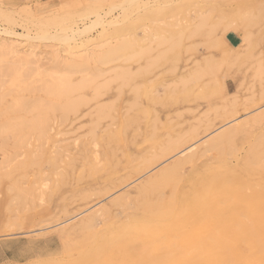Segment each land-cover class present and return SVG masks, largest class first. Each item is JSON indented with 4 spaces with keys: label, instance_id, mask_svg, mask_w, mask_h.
<instances>
[{
    "label": "rangeland",
    "instance_id": "rangeland-1",
    "mask_svg": "<svg viewBox=\"0 0 264 264\" xmlns=\"http://www.w3.org/2000/svg\"><path fill=\"white\" fill-rule=\"evenodd\" d=\"M125 1L109 4L110 1L103 0L99 9L98 0H0V38L20 44L18 48L25 51L34 49L41 59L37 72H32L34 75L21 73V76H16V82L8 75L3 78L0 75V88L3 86L0 91V114L4 111L0 115V127L13 116L31 118V113L27 115L26 111L23 113L16 106L23 101L20 97L24 101L38 98L51 100L43 88L40 90L44 80L52 81L53 77L62 75L66 70H71L72 80L77 83L86 73H89L88 77L93 73L99 76L92 77V83L72 95L87 99H84V104L78 105L76 113L70 112L63 117L58 111L55 118L52 115V130L47 142L34 136L28 140L29 144L24 142L19 145L11 131H5L0 136V264H174L177 258L181 259L176 264H200L196 257L204 254L215 262L209 260L207 264H240L233 258L232 252L212 255L204 250V245L214 236L207 224L209 218L191 223L193 219L189 210L196 195L204 191L201 183L207 182L213 174L232 168L236 175L244 176L249 182L254 176L256 179L264 176V152H261L264 151V0H141L123 9ZM97 12L104 15L102 23L82 34L68 36L72 30L89 25L96 19ZM233 22L234 31L243 43L236 50L231 49L224 39L222 41V28ZM9 31L13 33L9 34ZM57 31H61V39L42 37ZM244 34L248 36L245 41L242 38ZM122 39L128 41L122 43ZM118 43H128V47L125 46L120 54L119 51H105ZM93 51L99 55L89 62L84 60L85 56L82 59L86 53L92 56ZM81 52L84 54L81 55ZM228 54L233 58L229 62L225 59ZM10 56L8 60L11 62L13 56ZM119 73L122 74L119 76ZM25 78L26 83L22 84ZM16 83H20L19 87ZM96 85L99 92L92 90L97 88ZM102 105L106 106L105 117L108 111L109 114L108 118L103 117L99 121L95 112ZM11 109L17 111L16 115ZM257 116L263 118L259 120ZM95 122L98 126H93ZM238 122L236 133L239 135L235 133L236 137L231 142L223 141V149L226 147L224 150L229 154L232 152V155L227 156L221 149L205 152L207 147H204V142L216 141L219 133ZM91 129L95 132L92 135L94 138ZM113 133L117 138L114 136L113 139ZM233 141L235 146L230 145L233 146L231 151L228 145ZM257 143L258 148L255 149ZM193 145L202 146L198 151L200 155L197 153L187 161V150ZM221 152H224L223 155ZM161 153L165 156L162 157ZM152 155L157 156L155 163ZM255 156H259L258 160ZM192 159H196L194 163ZM262 159L263 167L260 165ZM174 161L179 162V167ZM168 168L174 170L169 171ZM177 176L180 177L177 179ZM45 183L46 188L43 189ZM176 183L175 190L173 186ZM143 188L146 190L143 191ZM142 193H146L149 199ZM146 199L152 207L147 205ZM222 200L226 199L220 198L217 202ZM235 200H226L228 205L222 201L221 205L225 206L221 209L216 208L217 204L212 207L218 213L214 216L219 224L222 225L232 215L236 208ZM97 208L103 211L99 209V212L102 211L101 219L93 226L78 223L72 227ZM182 210L189 213L185 212L188 217ZM167 211L174 215V221L161 216ZM250 219L256 231L264 236V228L257 223L258 218ZM232 228L234 232H239ZM184 230L193 232L189 244L184 239ZM241 237L233 236L232 241L244 244ZM251 252L249 250V254Z\"/></svg>",
    "mask_w": 264,
    "mask_h": 264
},
{
    "label": "bare ground",
    "instance_id": "bare-ground-1",
    "mask_svg": "<svg viewBox=\"0 0 264 264\" xmlns=\"http://www.w3.org/2000/svg\"><path fill=\"white\" fill-rule=\"evenodd\" d=\"M107 1V0H106ZM108 1H110V2H108L109 4L111 3V4H113V3H116L118 0H108ZM137 1H141V0H126L125 2H124V4H122V7H123V9L126 7V5H128V4H131V3H137ZM144 1H146V0H144ZM149 1V0H148ZM147 1V2H148ZM165 1V0H164ZM167 1V0H166ZM174 1V0H173ZM172 1V2H173ZM103 2V0H98V2L97 3H100L99 4V9H100V7H101V3ZM149 2H151V0L149 1ZM148 2V3H149ZM156 2V1H155ZM160 2H162V1H160ZM159 2V3H160ZM95 3V2H94ZM139 3V2H138ZM167 3V2H166ZM96 4V3H95ZM157 4H158V2H157ZM30 5V4H29ZM151 5V4H150ZM170 5V4H169ZM95 6V5H94ZM28 7V6H27ZM29 8V7H28ZM0 9H1V7H0ZM2 10V9H1ZM95 10V9H94ZM98 10V9H97ZM29 11V10H28ZM8 12H10V11H8ZM109 12V11H108ZM108 12H106V14L108 13ZM11 13V12H10ZM29 14V13H28ZM32 15H34V14H32ZM30 16H31V14H30ZM61 16V15H60ZM59 16V17H60ZM203 16V15H202ZM239 16V15H238ZM241 16V15H240ZM246 16V15H245ZM58 17V16H57ZM242 17V16H241ZM20 18V17H19ZM34 18V17H33ZM198 18H199V16H198ZM106 19V18H105ZM203 19V18H202ZM208 19H209V17H208ZM47 20V19H46ZM56 20V19H55ZM104 20V15H102L101 13H96V19H94L89 25H86L85 27H83L82 29L81 28H78L77 30L76 29H74V30H72V32L68 35V36H75V35H77V34H82V33H84V32H86V31H88V30H90L91 28H93L96 24H99V23H102L101 21H103ZM248 20V19H247ZM53 21V20H52ZM51 21V22H52ZM177 21V20H176ZM198 21H200L201 22V20H198ZM39 22V21H38ZM208 22V21H207ZM112 23V22H111ZM196 23V22H195ZM202 23H203V21H202ZM201 23V24H202ZM36 24V23H35ZM47 26V25H46ZM177 26H178V24H177ZM241 26V25H240ZM176 27V26H175ZM197 27V26H196ZM50 28V27H49ZM68 29V28H67ZM197 29V28H196ZM236 29V27H235V25H234V22L233 23H229V24H227V25H225L224 26V28H222V30H223V33H222V41H223V39L226 41V44L228 43L227 42V40H226V34H227V32H229V31H234ZM245 29V28H244ZM63 30V29H62ZM64 30H66V29H64ZM63 30V31H64ZM147 30V29H146ZM243 30V29H242ZM148 31V30H147ZM244 31V30H243ZM6 32H8V31H6ZM5 32V33H6ZM10 32H12V31H9V34H10ZM196 32V31H195ZM194 32V33H195ZM217 32V31H216ZM5 33H2V35L3 34H5ZM13 33V32H12ZM39 32L37 31V34H38ZM62 33H64V32H62ZM178 33V32H177ZM192 33V32H191ZM246 33V32H245ZM248 33V32H247ZM6 34H8V33H6ZM183 34V33H182ZM250 34V33H249ZM209 35V34H208ZM14 36H16L15 35V33H14ZM18 36V35H17ZM61 36H62V34H61V31L59 32V31H57L56 33H53V34H50V33H46L45 35H43L42 37L43 38H52V39H61ZM179 36H180V34H179ZM76 38V37H75ZM74 38V39H75ZM163 38V37H162ZM177 38V37H176ZM243 41H245L247 38H248V36L247 35H243ZM125 39V38H124ZM189 39V38H188ZM116 40V39H115ZM123 40V39H122ZM127 40V39H126ZM126 40H125V42H124V40L122 41V43L124 42V43H126ZM167 40V39H166ZM190 40V39H189ZM128 41V40H127ZM224 41V42H225ZM119 42V41H118ZM142 42V41H141ZM146 42V41H145ZM180 42V41H179ZM233 42V41H232ZM20 43V42H19ZM122 43H118L117 44V46L116 47H114V48H108V49H110V50H105L106 52L107 51H109L110 53H114V52H118L119 51V53L118 54H120V51H123V49H125V46L126 47H128V43L127 44H125V45H122ZM150 43H152V42H150ZM161 43V42H160ZM165 43H166V41H165ZM175 43V42H174ZM253 43H255V42H253ZM112 44V43H111ZM177 44V43H176ZM234 44V43H233ZM20 45V44H19ZM19 45H16L15 44V42H13L12 40H9V39H2V38H0V65L1 64H3V63H7L5 66L3 65H1L0 66V75H2V78H3V76H10V77H12V79H14V81L16 82V79L18 78V77H16V76H18L19 74H21V73H24V74H30V76H31V74H33L34 75V73H32V72H35L36 70H38V63H40L41 62V59H40V54L39 53H37L34 49H29L28 51H25L24 49H20V48H18L19 47ZM106 45V44H105ZM104 45V47L106 48V46ZM129 45L131 46V44L129 43ZM152 45V44H151ZM160 45H162V44H160ZM174 45V44H173ZM172 45V46H173ZM210 45V44H209ZM228 46H230V48L231 49H239L240 47H242L243 46V43L242 42H240L238 45H233V46H231V45H229V44H227ZM247 45V44H246ZM245 45V46H246ZM108 46V45H107ZM110 46V45H109ZM112 46V45H111ZM255 46V45H254ZM151 48V47H150ZM244 48V47H243ZM38 49V48H37ZM127 49V48H126ZM134 49V48H133ZM192 49V48H191ZM253 49V48H252ZM255 49V48H254ZM131 50V49H130ZM149 51H150V49H148ZM234 50V51H235ZM242 50V49H241ZM244 50V49H243ZM246 50V49H245ZM42 51V50H41ZM152 51H154V50H152ZM247 51V50H246ZM108 52V53H109ZM143 52H145L146 53V50H144ZM248 52V51H247ZM82 53V52H81ZM86 53V52H85ZM123 53V52H122ZM151 53V52H150ZM242 53V52H241ZM11 54V56H13V58H12V60L13 61H9L8 60V55H10ZM39 54V55H38ZM84 53H82L81 55H83ZM103 54H104V51H103ZM117 54V55H118ZM239 54V53H238ZM80 55V54H79ZM86 55H87V53H86ZM86 55H83L82 56V59L84 58V56H85V58H84V60L85 61H87V59H88V62H89V60L91 59V58H94L95 57V55H99L98 54V52L96 53V52H92V56H90V54L89 55H87V57H86ZM102 55V54H101ZM100 55V56H101ZM111 55V54H110ZM139 55H141V54H139ZM138 55V56H139ZM179 55V54H178ZM237 54H235V56H236ZM244 55H246V53L244 54ZM10 56V57H11ZM54 56V55H53ZM59 56V55H58ZM57 56V57H58ZM104 56V55H103ZM116 56V55H115ZM144 56V55H143ZM162 56V55H161ZM242 56H243V54H242ZM56 57V58H57ZM76 57H78V56H76ZM102 57V56H101ZM114 57V56H113ZM123 57V56H122ZM130 57V56H129ZM156 57V56H155ZM175 57H177V56H175ZM238 57V56H237ZM241 57V56H240ZM53 58V57H52ZM131 58V57H130ZM134 58V57H133ZM157 58V57H156ZM245 58V57H244ZM59 59V58H58ZM81 58L79 59V60H82ZM125 59H127V58H125ZM225 59L228 61V60H230L231 61V59H233L232 58V56L231 55H226V57H225ZM78 60V59H77ZM128 60V59H127ZM175 60V59H174ZM83 61V60H82ZM95 61V60H94ZM105 61V60H104ZM234 61V60H233ZM56 62V61H55ZM60 62V61H59ZM76 62V61H75ZM74 62V63H75ZM102 62V61H101ZM229 62V61H228ZM72 63V62H71ZM93 63V62H92ZM102 63H104V62H102ZM230 63H234V62H230ZM60 64H61V62H60ZM77 64V63H76ZM89 64V63H88ZM156 64V63H155ZM68 65H70V63L68 62ZM90 65V64H89ZM95 65V64H94ZM94 65H93V67H94ZM154 65V64H153ZM152 65V66H153ZM199 65V64H198ZM259 65V64H258ZM80 66V65H79ZM244 66V65H243ZM4 67V68H3ZM42 67V66H41ZM72 67V66H71ZM260 67V66H259ZM43 68V67H42ZM87 68V67H86ZM85 68V69H86ZM119 68V67H118ZM241 68H242V66H241ZM124 69V68H123ZM40 70V69H39ZM42 70V69H41ZM57 70V69H56ZM84 70V68L83 69H81V71H83ZM115 70V69H114ZM125 70V69H124ZM196 70V69H195ZM59 71V70H58ZM63 71H65L64 69H63ZM67 71V70H66ZM63 72V74L62 75H60L59 74V76H56V77H53V79H52V81H49V82H46L45 80H44V82L42 81L43 79H41V81L43 82L42 84H41V86H40V90L42 91V89L41 88H43V91L45 92V94L46 95H48L49 97H51V100H50V98L49 99H46V101L44 100H42L41 98H38L39 100H34L33 99V101H31L30 99H28L29 101H27V100H25L24 101V99L23 98H21L20 97V99H21V101L22 102H20L19 104H17L16 106L19 108V109H22L24 112L23 113H25V111L27 112V115H28V113H31V118H27V116L26 117H23V116H21V117H16V118H9L8 120L7 119H5V120H7V121H5L3 124H2V126L0 127V136L2 137V135H3V133H5V131H11L12 133H14V135H15V138H17V141H15L16 142V144H21L22 145V143H24L25 142V144H26V142H28V144H29V142L30 141H28L29 139H31V138H33L34 136H36L38 139H41V140H44V141H48V139H49V135H50V133H51V130H52V126H51V120H52V115H53V117L55 116V113L56 112H58V111H61L62 113L61 114H63V117H65V116H68V114L70 113V112H74V113H76V110H77V107H78V105L80 104V103H82V104H84L86 101L85 100H87L84 96L83 97H81V95L79 96H77V98L76 97H73L72 95L74 94V93H76V92H78V91H80L81 89H83L84 87H86L87 85H89L90 83H92V81L91 80H93V78L92 77H95V76H98L97 74H95V73H93V75H91L90 77H88V74L89 73H86V75H84L83 76V78L80 80V81H78V83L77 82H74L73 80H72V77H71V74L72 73H70L71 72V70H70V72H69V70H68V72ZM76 71V70H75ZM80 71V70H79ZM112 71V70H111ZM121 71V70H120ZM127 71V70H126ZM129 71V70H128ZM127 71V72H128ZM37 72V71H36ZM42 72V71H41ZM54 72V71H53ZM73 72V71H72ZM99 72V71H98ZM44 73V72H43ZM60 73V72H59ZM74 74L76 73V72H73ZM109 73V72H108ZM118 73V72H117ZM123 73L125 74V72L123 71ZM259 73V75H260V71L258 72ZM39 74H41V73H39ZM39 74L37 75V76H39ZM73 74V75H74ZM100 74V73H99ZM105 74H106V72H105ZM122 74V73H121ZM120 73L118 74L119 76L121 75ZM124 74L122 75V76H124ZM126 74H128V73H126ZM32 75V76H33ZM36 75V74H35ZM19 76H21V75H19ZM44 76H46V72H45V74H44ZM48 76V75H47ZM50 76H52V75H50ZM49 76V77H50ZM130 76V75H129ZM255 76H256V74H255ZM261 76V75H260ZM16 77V78H15ZM26 77V76H25ZM212 77V76H211ZM215 77V76H214ZM8 78V77H7ZM95 78H97V77H95ZM98 78H99V76H98ZM118 78H121L122 79V77H118ZM11 79V78H10ZM37 78H35V80H36ZM109 79V78H108ZM126 79V78H125ZM2 80V79H1ZM4 80V79H3ZM2 80V81H3ZM22 78H21V82H22ZM34 80V81H35ZM40 80V79H39ZM115 80V79H114ZM18 81V80H17ZM26 81V78H25V80L23 81V83L22 84H24V82ZM105 81H107V80H105ZM104 81V82H105ZM122 81V80H121ZM182 81H186V82H188L187 80H182ZM1 82V81H0ZM111 82V81H110ZM123 82V81H122ZM181 82V81H180ZM190 82V81H189ZM3 83H4V81H3ZM2 83V84H3ZM26 83V82H25ZM109 83V82H108ZM127 83V82H126ZM182 83V82H181ZM180 83V84H181ZM191 83V82H190ZM6 84V83H5ZM5 84H3V85H5ZM9 84V83H8ZM11 84V83H10ZM20 84V83H19ZM18 83H16V85L18 86L19 85ZM106 84V83H105ZM185 86H186V84L185 83H183ZM210 84V83H209ZM0 85H1V83H0ZM109 85V84H108ZM127 85V84H126ZM30 86V85H29ZM97 86V85H96ZM206 86V85H205ZM3 87V86H2ZM1 87V88H2ZM19 87V86H18ZM25 87H27V86H25ZM25 87H24V90H28V89H25ZM38 87V86H37ZM98 87L99 86H97V88H94V89H92V90H95L96 91V89L98 90ZM120 87V86H119ZM138 87H140V86H138ZM184 87V86H183ZM0 88V91L2 90ZM32 88V87H31ZM175 88H177V84H176V86H175ZM205 88V87H204ZM33 89V88H32ZM31 89V90H32ZM118 89V88H117ZM132 89V88H131ZM14 90V89H13ZM22 90V89H21ZM30 90V89H29ZM33 90H35V89H33ZM32 90V91H33ZM102 89H100V91H101ZM120 90V89H119ZM215 90H216V88H215ZM11 91V90H10ZM23 91V90H22ZM35 92V91H34ZM40 92V91H39ZM92 92V91H91ZM98 92H99V90H98ZM93 93H96V92H94L93 91ZM92 93V94H93ZM119 93V92H118ZM211 93V92H210ZM6 94V93H5ZM98 95H100V94H98ZM121 95V94H120ZM208 95V94H207ZM211 95V94H210ZM254 95V94H253ZM97 95H95L94 97H96ZM1 97H2V99H3V95L1 94ZM5 97H6V95H5ZM93 97V98H94ZM102 97V96H101ZM139 97V96H138ZM152 97V96H151ZM164 97V96H163ZM53 98V99H52ZM140 98V97H139ZM1 99V98H0ZM26 99V98H25ZM63 99V100H62ZM85 99V100H84ZM96 99V98H95ZM48 100V101H47ZM136 100H137V98H136ZM3 101V100H2ZM85 101V102H84ZM88 101H89V99H88ZM14 102V101H13ZM13 102H11V103H13ZM115 102V101H114ZM0 103H2L1 101H0ZM15 103H16V101H15ZM108 103H111V102H108ZM87 104V103H86ZM102 104H104V103H102ZM136 104V103H135ZM138 104V103H137ZM1 105V104H0ZM98 105V104H97ZM139 105V104H138ZM9 106H12L11 104L9 105ZM14 107H15V105H13ZM113 106V105H112ZM13 107V108H14ZM80 107V106H79ZM104 107H106V106H98L97 107V111L95 112V114H97V118L99 119V121H100V119L101 118H103V117H105V112H104ZM135 107V106H134ZM11 108V107H10ZM9 107L7 108V109H10ZM111 108H113V107H111ZM6 109V110H7ZM18 109V110H19ZM12 110V109H11ZM15 110H16V108H15ZM91 110V109H90ZM105 111H106V108H105ZM130 111H131V109H130ZM10 112V111H9ZM12 112L14 113L15 111L14 110H12ZM17 112V111H16ZM16 112H15V115H16ZM3 114H4V111L2 112ZM1 113V114H2ZM6 113V112H5ZM7 113H8V111H7ZM18 113H19V111H18ZM59 113V112H58ZM88 113V112H87ZM127 113V112H126ZM125 113V114H126ZM235 113V112H234ZM261 113V112H260ZM0 114V115H1ZM9 114V113H8ZM60 114V116H62ZM78 114V113H77ZM108 114H109V111H108ZM108 114L106 115V117L105 118H108L107 116H108ZM203 114V113H202ZM94 115V114H93ZM2 116V115H1ZM3 116H5V115H3ZM30 116V115H29ZM84 116V115H83ZM225 116V115H224ZM233 116V115H232ZM235 116V115H234ZM263 116V115H262ZM261 116V117H262ZM85 117H86V115H85ZM259 117V118H258ZM264 117V116H263ZM262 117V118H263ZM55 118V117H54ZM61 118V117H60ZM111 118V117H110ZM257 118L260 120V119H262V118H260V116H257ZM256 118V119H257ZM62 119H64V118H62ZM81 119V118H80ZM104 119V118H103ZM112 119V118H111ZM128 119V118H127ZM198 119V118H197ZM256 119H254V120H256ZM106 120V119H105ZM104 120V121H105ZM97 121V120H96ZM128 121V120H127ZM258 121V120H257ZM2 122V121H1ZM60 122H62V121H60ZM67 122V121H66ZM98 122V121H97ZM254 122H256V121H254ZM125 123V122H124ZM1 124V123H0ZM91 124V123H90ZM94 124H96V125H93V126H98L97 124L98 123H94ZM130 124V123H129ZM247 124V123H246ZM245 124V125H246ZM87 125V124H86ZM128 125V124H127ZM234 126H231L230 128H228L227 130H225V131H223V132H221V133H219L216 137H217V140L216 141H212V140H214V139H212V140H209V141H206V142H202L203 143V145H204V147H207L206 148V150H205V152L207 151V152H209V151H212L213 149L214 150H218V149H221V151H225L224 149L226 148H224L223 149V141L224 140H227V141H232V138H234L235 139V137L236 136H234V134L236 133V131L238 130V127H239V122H238V124L236 123V124H233ZM244 125V126H245ZM71 126V125H70ZM85 127V126H84ZM92 127V126H91ZM109 127V126H108ZM125 127V126H124ZM124 127L122 128V129H124ZM243 126H240V128H242ZM83 127L81 126V129H82ZM96 128V127H95ZM244 128V127H243ZM80 129V128H79ZM79 129H78V131H79ZM93 129V128H92ZM91 129V130H92ZM106 129V128H105ZM126 129V128H125ZM247 129V128H246ZM104 130V129H103ZM76 131V130H75ZM125 131V130H124ZM124 131H123V134H124ZM239 131H240V129H239ZM243 131V130H242ZM245 131V130H244ZM74 132V131H73ZM94 131L92 130V133H93ZM126 132V131H125ZM248 132V131H247ZM11 133V134H12ZM89 133H91V131H89ZM88 133V134H89ZM95 133V132H94ZM91 134V136L92 135H95V134ZM110 133H111V131H110ZM153 133V132H152ZM8 134V133H7ZM108 134V133H107ZM112 134V133H111ZM110 134V136H112ZM237 134V133H236ZM118 135V134H117ZM237 135H239V134H237ZM262 135V134H261ZM7 136V135H6ZM115 135H114V133H113V139L116 137H114ZM126 136V135H125ZM152 136V135H151ZM186 136V135H185ZM260 136V135H259ZM258 136V138H260ZM8 137V136H7ZM6 137V138H7ZM81 137V136H80ZM93 137V136H92ZM119 137V136H118ZM183 137H184V135H183ZM251 137V136H250ZM94 138V137H93ZM95 138H96V136H95ZM109 138V137H108ZM117 138V137H116ZM253 138V137H252ZM256 138H257V136H256ZM263 138H264V136H263ZM106 139V138H105ZM111 139V138H110ZM119 139V138H118ZM125 139V138H124ZM261 139H262V136H261ZM261 139L259 140V139H257V140H259V141H261ZM92 140V139H91ZM179 140V139H178ZM192 140V139H191ZM256 140V139H255ZM3 141V140H2ZM107 141H109V140H107ZM114 141V140H113ZM263 142H264V140H262ZM261 141V142H262ZM50 142V141H49ZM118 142H120L119 140H118ZM180 142H182V141H180ZM186 142V141H185ZM252 142V141H251ZM62 143V142H61ZM109 143V142H108ZM169 143V142H168ZM174 143V142H173ZM183 143H184V140H183ZM197 143V142H196ZM201 143V144H202ZM229 143V142H228ZM227 143V144H228ZM234 141L232 142V144H230L229 143V147H230V149L233 147V146H235L234 144ZM260 143V142H259ZM261 144V143H260ZM43 145V144H42ZM178 146H180L179 144H177ZM230 145H233V146H230ZM256 145L258 146V143L257 144H255V146L254 147H256ZM56 146H57V144H56ZM117 146H118V144H117ZM166 146V145H165ZM167 146H170V144L169 145H167ZM166 146V147H167ZM44 147V146H43ZM202 146L201 145H193V146H191V147H189L188 148V150H187V153H188V155H186V157L187 158H189V159H186L187 161H189L191 158H193V157H195V156H197V153H198V151L200 150V148H201ZM164 147H162V149H163ZM168 148V147H167ZM174 148H176V147H174ZM251 148H253V146H251L250 147V149H249V151L251 152ZM258 147H256L255 149H257ZM261 148V147H260ZM173 149V148H172ZM177 149V148H176ZM230 149H228V151L230 150ZM2 150V149H1ZM107 150V149H106ZM106 150H105V152H106ZM173 150H175V149H173ZM246 150V149H245ZM264 150V149H263ZM161 151V150H160ZM170 151V150H169ZM169 151H167V152H169ZM203 151H204V149H203ZM231 151H233V148H232V150ZM248 151V150H247ZM254 151V150H253ZM107 152H109V151H107ZM166 152V151H165ZM204 152V153H205ZM218 152V151H217ZM226 153H227V151H225ZM230 152V151H229ZM262 153L264 152V151H261ZM164 153V152H163ZM163 153H161V155H162V157H164L163 156ZM186 153V152H185ZM186 153V154H187ZM222 153V155H223V153L224 152H221ZM258 153H260V152H258ZM258 153L257 154H255V155H258ZM261 153V154H262ZM106 154H109V153H106ZM156 154V153H155ZM165 154V153H164ZM199 155H200V153H198ZM207 154V153H206ZM229 153H227V156H229V155H232V152H231V154H229ZM252 154V153H251ZM112 155V154H111ZM154 155V154H153ZM153 155H152V158H154L153 160H154V163H155V160H157V159H155V156L157 155H155L154 157H153ZM160 155V154H159ZM181 155V154H180ZM249 155V154H248ZM264 155V154H263ZM262 155V156H263ZM88 156V155H87ZM95 156H97V155H95ZM158 156V155H157ZM156 156V157H157ZM209 156V155H208ZM251 156V155H250ZM261 156V155H260ZM41 157V156H40ZM158 157H160V156H158ZM201 158H202V156H200ZM239 157V156H238ZM253 158H254V154H253V156H252ZM257 159L256 160H258V158H259V156L257 157V156H255ZM97 158V157H96ZM152 158H150V159H152ZM161 158V157H160ZM159 158V159H160ZM87 159L89 160L90 158L89 157H87ZM87 159H85V160H87ZM181 159V158H180ZM180 159H177L178 161L180 160ZM239 159H240V157H239ZM264 159V158H263ZM263 159H262V161L260 162V165H261V163L263 162ZM95 161H96V159H94ZM193 160V159H192ZM191 160V161H192ZM194 160H196V159H194ZM194 160L192 161L193 163H194ZM198 160V159H197ZM236 160H238V159H236ZM244 160V159H243ZM242 160V161H243ZM249 160V159H248ZM253 160V159H252ZM145 161H147V159H145ZM148 161H149V158H148ZM146 162V164H148L149 162ZM158 161V160H157ZM191 161H190V163H191ZM247 161V160H246ZM245 161V163H247ZM92 162V161H91ZM151 162V161H150ZM175 162V161H174ZM184 162V161H183ZM183 162H181V163H183ZM186 162V161H185ZM184 162V163H185ZM198 161H196V163H197ZM226 162V161H225ZM234 162V161H233ZM249 162V161H248ZM4 163H6V162H4ZM90 163V162H89ZM88 163V164H89ZM101 163V162H100ZM176 164H175V166L179 163H177V162H175ZM196 163H195V165H196ZM216 163V162H215ZM234 163H236V162H234ZM244 163V164H245ZM264 163V162H263ZM262 163V164H263ZM172 164H173V161H172ZM187 164V163H186ZM189 164V163H188ZM249 164V163H248ZM3 165H5V164H3ZM101 165V164H100ZM168 165V164H167ZM179 165V164H178ZM177 165V166H178ZM190 165H192V164H190ZM198 165V164H197ZM249 165H251V164H249ZM259 165V164H258ZM91 166V165H90ZM99 166V165H98ZM144 166V165H143ZM146 166V165H145ZM151 166V165H150ZM185 166V165H184ZM211 166V165H210ZM215 166V165H214ZM229 166H232V164L231 165H228L227 167H229ZM262 166V165H261ZM95 167V166H94ZM179 167V166H178ZM177 167V168H178ZM182 167V166H181ZM222 167V166H221ZM259 167V166H258ZM263 167V166H262ZM1 168V167H0ZM96 168V167H95ZM146 168V167H145ZM149 168V167H148ZM147 168V169H148ZM239 168V167H238ZM83 169V168H82ZM165 169V168H164ZM171 169V168H170ZM169 168H168V170L169 171H172V170H174V169H172V170H170ZM183 169H184V167H183ZM211 169V168H210ZM90 171H91V169H89ZM166 170V169H165ZM180 170V169H179ZM240 170V169H239ZM263 170H264V167H263ZM163 171V170H162ZM168 171V172H169ZM182 171V170H181ZM97 172V171H96ZM166 172V171H165ZM174 172V171H173ZM179 172V171H178ZM185 172V171H184ZM209 172H212V171H209ZM83 173V172H82ZM94 173H95V171H94ZM167 173V172H166ZM166 173H163V174H165L166 175ZM172 173V172H171ZM177 173V172H176ZM216 173V172H215ZM170 174V173H169ZM175 174V173H174ZM173 174V175H174ZM207 174H209V173H207ZM205 175V174H204ZM211 175V174H210ZM156 176V175H155ZM154 176V177H155ZM207 176V175H206ZM151 177V176H150ZM149 177V178H150ZM165 177V176H164ZM167 177H168V173H167ZM174 177V176H173ZM178 177H180V176H177V179H178ZM253 177V176H252ZM256 176H254L253 178H252V180H251V182H249L247 179H245L244 178V176H241V175H236V171L234 170V169H232V168H229V169H226V170H224V171H222V172H220L219 174H213V175H211L210 177H208L207 179H208V181L207 182H205V183H201V187H202V189L204 188V191L202 192V193H199V194H197L196 195V197H195V200H194V203L192 204V205H190L191 206V208H190V210H189V213H190V211H191V218L193 219V222H191V223H196V222H202V221H204L205 219H208L209 218V220H208V222H207V224H209L210 225V231H211V233H213L214 234V236H213V239H212V241H210V242H208V243H206L204 246L206 247L204 250L206 251H209L212 255H214V254H222V255H224L226 252H229V253H233L234 254V259L236 258V261L237 262H239L240 264H264V236L262 235V234H259L257 231H256V229H255V224L251 221V219H250V217L251 218H253V217H255V218H258V220H257V223L260 225V226H262L263 228H264V176H257V177H259V178H255ZM169 178V177H168ZM171 178V177H170ZM189 178V177H188ZM151 179V178H150ZM149 179V180H150ZM154 179V178H153ZM158 179H159V177H158ZM160 179H161V175H160ZM159 179V180H160ZM180 179L181 178H179V183H180ZM167 180H169V181H171L170 179H167ZM191 180V179H190ZM197 180V179H196ZM48 181V180H47ZM188 181V180H187ZM145 182V181H144ZM151 183H153V182H156V180H153V182L152 181H150ZM164 182V181H163ZM163 182H161L162 184H163ZM165 183H167V181H165ZM164 183V184H165ZM169 183V182H168ZM178 183V182H177ZM177 183L175 184V186H173V189H175L176 188V186H177ZM187 183V182H186ZM189 183H190V181H189ZM58 184V183H57ZM146 184V183H145ZM148 184H150V183H147V185ZM182 184H183V182H182ZM181 184V185H182ZM161 185V184H160ZM158 186V185H157ZM183 186V185H182ZM142 187V186H141ZM156 187V186H155ZM181 187V186H180ZM186 187V186H185ZM44 188H46V183L45 184H43V189ZM159 189H161V187H158ZM144 189L146 190V188H143L142 190L144 191ZM179 189V188H178ZM180 189H182V187L180 188ZM185 189V188H184ZM196 189V188H195ZM156 190H157V187H156ZM176 190V189H175ZM190 190V189H189ZM137 191H139V190H137ZM152 191V190H151ZM158 191V190H157ZM156 191V192H157ZM182 191V190H181ZM147 192V191H146ZM173 193H174V190L172 191ZM178 192H180V191H178ZM140 193V192H139ZM143 194V193H142ZM152 194V193H151ZM160 194V193H159ZM171 194V193H170ZM188 194V193H187ZM22 195V194H21ZM86 195V194H85ZM90 195V194H89ZM121 195V194H120ZM144 196H145V198H148L147 197V194L146 193H144L143 194ZM172 195V194H171ZM178 195H179V193H178ZM193 195V194H192ZM143 196V197H144ZM144 198V199H145ZM161 199H163V197H160ZM220 198H224V199H226V200H229L230 201V199H236L235 200V209H234V212L232 213V215L228 218V219H226L225 221H223V223H222V225L221 224H219V221L215 218V216L214 215H218V213H216V212H214L213 211V209H212V207H214V205L215 204H217V206H216V208L217 209H219L220 207L222 208H224V206H222L221 205V202L223 201H219V202H217L218 201V199H220ZM122 199V198H121ZM124 200H125V197L123 198ZM122 199V200H123ZM136 199H137V195H136ZM135 199V200H136ZM149 199V198H148ZM148 199H146V200H144V201H146V203H147V205H150V207H152V203L150 204V201L148 200ZM127 200V199H126ZM128 200H130V199H128ZM127 200V201H128ZM225 200V201H226ZM115 201V200H114ZM181 200H179V202H180ZM225 201H223V204H224V202ZM232 201V200H231ZM118 202H120V201H118ZM126 202V201H125ZM124 202V203H125ZM140 202H141V200H140ZM166 202H167V200H166ZM178 202V203H179ZM184 202H186V201H184ZM228 202V201H227ZM234 202V201H233ZM113 203V202H112ZM115 203V202H114ZM146 203H144V204H146ZM154 203V202H153ZM187 203V202H186ZM226 203V202H225ZM228 203H230V202H228ZM130 204V203H129ZM142 203H140L139 205L140 206H142L141 205ZM155 204V203H154ZM118 205V204H117ZM124 205H127V203H125ZM124 205H120V206H124ZM161 205V204H160ZM187 205V204H186ZM226 205H228L227 203H226ZM119 206V205H118ZM156 206V205H155ZM154 206V207H155ZM157 206H158V204H157ZM156 206V207H157ZM149 207V208H150ZM160 207V206H159ZM101 208H103V207H101ZM104 208H106L105 206H104ZM108 208V207H107ZM176 208V207H175ZM215 208V207H214ZM220 208V209H221ZM99 209L100 208H97V209H95V211H93L92 210V212L89 214L88 213V216H83L79 221H77V222H75L74 223V225L72 224V227L73 226H76L78 223L79 224H81V225H83L84 223H87L88 224V226H93L94 225V223H96V222H98L100 219H101V216L100 215H102V209H100V210H102V211H100L99 212ZM109 209V208H108ZM106 210V209H105ZM108 211V210H107ZM183 211V210H182ZM106 212V211H105ZM185 212L186 213H188L186 210H185ZM184 211H183V213H185ZM146 213V212H145ZM185 213V214H186ZM188 213V214H189ZM184 214V215H185ZM188 214H186L185 216L186 217H188ZM154 215V214H153ZM161 216L162 217H164L166 220H169V221H174L176 218L174 217V215L173 214H171L170 212H162V214H161ZM148 217V216H147ZM149 217H151L152 218V216H149ZM248 217V219H250V220H245V218H247ZM183 219H184V216L182 217ZM189 218H190V216H189ZM159 219V218H158ZM191 219V220H192ZM130 220V219H129ZM136 220V219H135ZM135 220H133V221H135ZM142 220V219H141ZM150 220V219H149ZM154 220V219H153ZM189 221V220H188ZM190 222V221H189ZM206 222V221H205ZM83 223V224H82ZM148 225V224H147ZM191 225V224H190ZM193 225V224H192ZM100 226H101V224H100ZM193 227V226H192ZM192 227H190V228H192ZM205 227V226H204ZM232 227H234V229H237V230H239V232L237 233V232H234L233 231V228ZM145 228V227H144ZM87 229V228H86ZM89 229V228H88ZM81 230V229H80ZM89 231V230H88ZM191 233H193V232H191V231H186V230H184L183 231V236H184V239H185V241H187V243H188V241L191 239ZM87 234H88V232H87ZM69 235V234H68ZM236 235H238V236H242L241 238L244 240V244L242 243L241 245L240 244H236V243H234L233 241H232V239H233V236H236ZM73 236V235H72ZM86 236V235H85ZM134 236H135V234H134ZM69 237V236H68ZM128 237H129V235H128ZM162 237V236H161ZM232 237V238H231ZM74 238V237H73ZM235 238V237H234ZM82 239V238H81ZM125 239V238H124ZM132 239V238H131ZM69 240V239H68ZM67 240V241H68ZM74 240V239H73ZM122 240V239H121ZM83 241V240H82ZM86 241V240H85ZM88 241V240H87ZM119 240H117L116 242H118ZM139 241H140V238H139ZM69 242V241H68ZM70 242H71V240H70ZM76 242V241H75ZM97 242V241H96ZM115 242V243H116ZM122 242H123V240H122ZM121 242V243H122ZM134 242V241H133ZM72 243V242H71ZM137 243V242H136ZM139 243V242H138ZM193 243V242H192ZM191 243V244H192ZM73 244V243H72ZM84 245H87L88 243H83ZM113 244V243H112ZM119 244V243H118ZM135 244V243H134ZM133 244V245H134ZM189 244V243H188ZM187 244V245H188ZM78 245V244H77ZM114 245V244H113ZM138 245V244H137ZM146 245H147V243H146ZM69 246V245H68ZM67 246V248H70V247H68ZM132 246V245H131ZM135 246V245H134ZM143 246V245H142ZM74 247H76V246H73L72 248H74ZM149 247V246H148ZM188 247V246H187ZM66 248V249H67ZM79 248V247H78ZM126 248H128V247H126ZM134 248V247H133ZM140 248V247H139ZM178 248V247H177ZM110 249V248H109ZM130 250H132V248H129ZM135 249V248H134ZM148 249V248H147ZM175 249V248H174ZM184 249V248H183ZM69 251L71 250V248L70 249H68ZM67 250V252L68 253H70L69 251ZM98 250V249H97ZM249 250H252V252H251V254H249ZM73 251V250H72ZM111 251V250H110ZM137 251V250H136ZM139 251V250H138ZM74 252V251H73ZM109 252V251H108ZM140 252V251H139ZM148 252V251H147ZM190 252V251H189ZM196 252V251H195ZM72 253V252H71ZM106 253V252H105ZM150 253V252H149ZM157 253V252H156ZM171 253V252H170ZM186 253H188V252H186ZM185 253V254H186ZM113 254V253H112ZM140 254V253H139ZM165 254V253H164ZM168 254V253H167ZM184 254V255H185ZM194 254V253H193ZM202 254V253H201ZM123 255V254H122ZM142 255V254H141ZM151 255V254H150ZM170 254H168V256H169ZM188 255V254H187ZM195 255V254H194ZM198 255H200V254H198ZM97 256V255H96ZM103 256V255H102ZM140 256V255H139ZM138 256V257H139ZM93 257V256H92ZM113 257V256H112ZM112 257H111V259H112ZM126 257V256H125ZM141 257V256H140ZM142 257H143V255H142ZM146 257H148V256H146ZM194 257V256H193ZM215 257H217V256H215ZM221 257H223V256H221ZM74 258V257H73ZM144 258V257H143ZM190 258V257H189ZM72 259V258H71ZM75 259V258H74ZM142 259V258H141ZM150 259H151V257H150ZM165 259V258H164ZM181 258H177V259H175L174 260V264H176V263H178L179 262V260H180ZM186 259V258H185ZM89 260V259H88ZM98 260V259H97ZM96 260V261H97ZM110 260V259H109ZM161 260V259H160ZM210 259L209 258H207V255L206 254H204L203 256H199V257H196V261H200V264H207L208 263V261H209ZM85 261V260H84ZM95 261V260H94ZM89 262H92V261H89ZM104 262V260L102 261V263ZM123 262V261H122ZM132 261H130L129 263H131ZM152 262V261H151ZM210 262H212V263H215L214 262V260L213 259H211L210 260ZM77 263V262H76ZM111 263H113V261L111 262ZM231 264H232V262H230ZM229 263V264H230ZM87 264V263H86ZM117 264V263H116ZM118 264H119V262H118ZM126 264V263H125ZM131 264H133V263H131ZM135 264V263H134ZM148 264V263H147ZM150 264V263H149ZM157 264H158V262H157ZM161 264V263H160ZM166 264V263H165ZM168 264H169V262H168ZM195 264V263H194ZM199 264V263H198Z\"/></svg>",
    "mask_w": 264,
    "mask_h": 264
},
{
    "label": "crops",
    "instance_id": "crops-1",
    "mask_svg": "<svg viewBox=\"0 0 264 264\" xmlns=\"http://www.w3.org/2000/svg\"><path fill=\"white\" fill-rule=\"evenodd\" d=\"M226 40H227V42H228L229 45H231V46L234 45L235 46V45H238L240 43V36L235 31H229L226 34Z\"/></svg>",
    "mask_w": 264,
    "mask_h": 264
}]
</instances>
